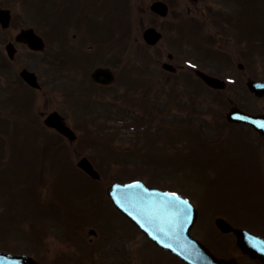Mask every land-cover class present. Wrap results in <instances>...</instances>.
<instances>
[{
  "label": "rangeland",
  "instance_id": "obj_1",
  "mask_svg": "<svg viewBox=\"0 0 264 264\" xmlns=\"http://www.w3.org/2000/svg\"><path fill=\"white\" fill-rule=\"evenodd\" d=\"M25 0H9L13 10L21 11V9H28L30 6H26L24 3ZM29 1V0H26ZM147 0H143L145 2ZM30 2V1H29ZM241 4L244 5L242 12L239 17L236 16V20L242 19L244 29L250 28V35L253 37H258L261 39V44H264V0H240ZM228 6L229 11L234 4L231 2H224ZM24 5V6H23ZM134 15L140 10H138L137 3L133 4ZM238 9V5L236 6ZM234 14H237V10ZM51 15H49V18ZM144 17L138 18L135 16L131 19L130 22L125 28L126 35L122 39L123 45L121 46L124 49V52L121 54L123 63L126 64L127 73L123 74L125 76L126 83L121 84L124 81L121 77L119 82L112 87L111 90L103 92L101 97L102 104L97 106L96 112L92 111V117L95 121V124H92L94 129L103 130L104 134L115 133V142L118 147H127L134 149L137 145H140L144 141V134L146 131L154 129H172L173 127L179 124L183 118V114L180 113L179 107L184 106L185 97L193 96L196 98L197 103V114L201 115L204 112L208 114L201 115V118L194 116L192 118V125L197 129H201L202 132H205L208 129V125L213 122V117L217 114L216 110H222L224 114L225 110L228 108V102L225 98L221 96L218 101H214V93L202 89L200 94H195L194 89H190L189 86L181 83L185 82L183 73L176 76H166L162 73L161 61H166V55L170 51H175L185 53V50L179 45L180 42H176L175 37H171L169 32H167V21H157L156 27L164 31V36L160 42L153 47H145L144 42H142L141 34L142 30L148 26L153 25L154 21L150 19H143ZM239 22V21H238ZM45 29L50 30L52 22L47 21L44 18ZM72 30L65 31L69 38L72 35ZM176 33V31L173 30ZM221 45V44H220ZM261 47V46H260ZM50 49H53L51 47ZM118 50V49H116ZM262 55L253 58V55L250 54L249 57L253 59L254 64L251 66L243 58H240V54L237 52V49L233 48V59L234 63H231V67H223V73L221 74L222 78L226 79L229 82V87L227 93L229 98L234 102H237L238 105L249 112H260L263 111L264 107V97L254 98L249 90H247L245 81L246 78L254 79H263L264 80V53ZM119 53H117L116 58H119ZM249 59V58H248ZM249 59V60H251ZM178 60V59H177ZM183 61V58L181 60ZM180 65V61H175ZM249 65L250 69L244 71L237 70L238 63H244ZM215 67V64L213 65ZM161 69V70H160ZM58 78L53 77V74L50 72L44 82L47 83L45 90L42 94L37 93L36 97L38 101L43 102V100L50 99V102L47 106L42 105L40 108H35L36 114L40 110L45 108H54L55 106L60 109L62 113H69V118L72 123L73 120H76L77 116L75 115L77 109L75 102L68 101L66 98H59L57 96L58 90H52L50 87L55 86ZM139 81L140 83H146V86H150L149 92L144 90V87H140L138 90H133L135 82ZM130 90V94L134 95L133 101H141L144 96H148L150 101L148 105H151L154 108L155 113L157 114L156 122L153 121L151 124H147L142 121V118L139 117L141 114V108L137 110L136 106H127V102L120 98L117 100L115 105H111V100L114 99L117 94H120L125 89ZM132 88V89H131ZM173 88L176 93L180 96V102L175 101L174 103H169L166 90H171ZM90 92L94 91V88L89 89ZM5 94L3 93L0 96V114L2 111L5 114H9L8 110L11 108L5 99ZM16 99L22 101L25 106L31 105L30 96H24L21 92L14 93ZM142 96V97H141ZM144 100V99H143ZM105 103V105H103ZM176 103H179L176 104ZM37 116V115H36ZM204 117V118H203ZM75 124V123H74ZM4 124H0V127ZM91 125V124H90ZM26 128L23 132L29 131L32 134H35L34 140H40L38 133L32 130L31 124L22 125L19 129ZM77 125H73V128H76ZM9 129L15 132L14 126H10ZM162 129V130H163ZM227 127L226 132H227ZM230 129V128H229ZM78 134H83L84 131L81 128H76ZM231 130V129H230ZM183 131H179V134H183ZM232 131V130H231ZM228 131V134L231 133ZM225 132V133H226ZM249 133H251L249 131ZM252 134V133H251ZM3 137V139H2ZM82 136H79V138ZM230 141L231 143L233 142ZM256 143L260 140H257L254 135ZM2 139V140H1ZM23 136L19 133L13 136V133L9 131H1L0 133V144L2 143H12V142H21ZM174 141L181 138L175 136ZM68 144V142L66 141ZM89 141H77L70 147V152L72 153L71 160L73 166L68 164L62 167L64 172H59L57 169L53 170L50 166V160L46 158V163L44 166V183L41 179L38 178L37 184L40 189V196L44 201L47 199L52 200L53 212L55 214L65 216L66 222L64 227L69 225L72 229L80 227L77 230H73V233L78 232V235L72 238V242H77L80 238L85 240L86 244H89V238L94 236H87V230L91 227H98L101 231L102 239L99 242V247L106 244L108 239L112 240V244L115 241H119L120 246L123 249H126V256L129 258L130 264H182L177 261L172 255L166 254L159 250L154 244H151L147 238L141 234L129 221L119 214L113 207L108 203L103 197L102 189L100 186L87 185V183H82L85 180L81 179V174H78L74 171L76 167L77 159L86 155H96V152L91 148V143ZM237 143V141H236ZM178 147L181 146V143L177 144ZM262 145V144H261ZM69 146V145H68ZM261 154H263L264 160V146H261ZM15 149H19L18 146L14 148L5 149L2 151L0 149V154L3 152L6 157L0 158V210L4 208V205L8 202L13 203V208L21 207L25 210H20L15 213L10 212V208L7 212L11 215H0V249L10 250L7 245L3 244L2 238H5L9 234V226H13L14 222L18 217H25V222L32 218L34 221V229L30 231L31 234L38 233L40 230L45 229L47 231L45 235V243L38 248L37 254L41 255L50 253L51 257H55L56 254L64 252H76V256L79 255V249L74 248V244L68 245V241H64L62 238L66 234V230L63 227L56 226L52 220L56 219L53 215H48L46 221L40 220L39 209L34 207L29 202V197H22L21 194L16 193L20 190L25 183L31 181L33 176L38 174V167L41 166L40 157H36L30 163L23 162L21 155L15 152ZM205 150L199 151L195 158L189 159V157H182L180 154L174 153L170 155L166 149L164 156L169 160L171 157L173 161L169 162V165H174L175 168L170 170L166 174H174L177 176L174 180V189L181 191L183 197H187L191 200L196 206H199L200 214L198 222L195 225V228H192L190 231L192 235L204 242L208 247H210L213 252L216 253L219 257L221 256H231L234 255L239 258L244 264H256V261H251L248 257L241 254L238 251L234 237L232 235H226L217 231L214 218L223 216L226 220L231 222L236 227H243L246 229L252 230L253 232L264 237V170L260 169V165H257V160L252 157H246L240 161L238 165L233 163V159L229 155H213L209 150L202 154ZM201 154V155H200ZM1 156V155H0ZM160 156V154H159ZM193 156V157H195ZM96 158V157H95ZM153 158V156H152ZM151 158V159H152ZM195 160V163H193ZM97 163L99 162L96 158ZM50 163V164H49ZM264 165V164H263ZM159 162L158 165H154L153 169L156 168L160 172ZM254 168V169H253ZM252 169V170H251ZM113 171L108 172L112 174ZM158 172V173H159ZM73 175V178L70 174ZM183 173V174H182ZM168 178V177H167ZM80 179V180H79ZM109 177H103L101 186L103 187V192L105 187L110 184ZM169 180V179H167ZM259 195V196H258ZM5 196V197H4ZM8 199L3 205L4 201ZM42 200L40 197H36V205L38 207L42 205ZM17 208V209H18ZM28 211H27V210ZM5 210V209H4ZM36 213L37 215H32ZM46 219V218H45ZM7 221V222H6ZM19 223V222H18ZM17 223V224H18ZM27 226V225H26ZM25 228V225H24ZM59 229V230H58ZM61 229V230H60ZM19 236V235H18ZM20 239V237H18ZM28 241V240H27ZM15 245L18 247H26L27 244L24 242L15 240ZM84 243V242H83ZM94 245L96 242H93ZM37 245V246H38ZM68 246H72L71 251L68 249ZM94 247V246H93ZM60 248L63 250L58 251ZM104 249V248H103ZM101 249V251L103 250ZM96 250V249H95ZM101 251L96 250L95 255L100 257ZM87 255V254H86ZM85 255V256H86ZM105 263L111 264V258H106Z\"/></svg>",
  "mask_w": 264,
  "mask_h": 264
},
{
  "label": "water",
  "instance_id": "obj_2",
  "mask_svg": "<svg viewBox=\"0 0 264 264\" xmlns=\"http://www.w3.org/2000/svg\"><path fill=\"white\" fill-rule=\"evenodd\" d=\"M157 5L159 4L157 3ZM164 13L162 12V14ZM159 36L160 33L153 28H147L144 32L145 40L150 43L156 42ZM95 74L98 76L100 72L96 71ZM203 77L212 87H224L221 81L204 75ZM248 85L255 95L264 94V84L250 81ZM230 117L233 120L249 121L254 125H260L258 117L245 115L236 107L231 111ZM45 121L58 131L68 135L69 138H74L71 130L64 126L56 113L50 115ZM258 128L264 133L261 126ZM78 165L94 178L99 177L91 163L85 158H82ZM107 193L117 208L127 214L155 243L169 249L187 262L192 264H238L233 258L229 260L217 259L201 242H197L190 236L188 230L195 222L196 210L177 196L150 189L139 182L126 185L113 184ZM217 225L222 231L233 230L240 248L251 257H258L264 264V239L262 240L246 230L235 229L221 218L217 219ZM0 264H37V262L29 256H14L0 251Z\"/></svg>",
  "mask_w": 264,
  "mask_h": 264
},
{
  "label": "flooded vegetation",
  "instance_id": "obj_3",
  "mask_svg": "<svg viewBox=\"0 0 264 264\" xmlns=\"http://www.w3.org/2000/svg\"><path fill=\"white\" fill-rule=\"evenodd\" d=\"M154 1V0H152ZM168 4L170 8L167 17L161 18L159 15H153L154 19H178V18H191L199 16H210L215 12L217 6L214 5V0H190L191 5L186 4L187 0H163ZM69 11V18L67 24L70 27L82 28L89 26V24L96 22L100 24L116 23L118 24L122 20L119 7L121 6V0H66ZM4 8V5L0 2V11ZM58 7L54 10L58 12ZM42 19H35L34 23L30 22L27 16L15 17L14 15L10 19L7 26H3L0 21V77L3 80H11L16 77V73L23 68L33 70L37 75L39 72H44L48 67V56L44 51L39 52L29 49L25 44L19 42L15 43L16 50L11 56L7 50L6 45L9 42H14L16 34L23 28L33 27L35 32H40L43 27ZM76 34H73V38L76 39ZM30 56L35 57L34 61L30 60ZM57 56V62L59 67L65 69L68 64H74L72 69L80 71L85 65V60L79 58V55L73 57V60L65 59L61 55ZM24 59L20 65H17L18 61Z\"/></svg>",
  "mask_w": 264,
  "mask_h": 264
},
{
  "label": "snow or ice",
  "instance_id": "obj_4",
  "mask_svg": "<svg viewBox=\"0 0 264 264\" xmlns=\"http://www.w3.org/2000/svg\"><path fill=\"white\" fill-rule=\"evenodd\" d=\"M184 203H187V201H184Z\"/></svg>",
  "mask_w": 264,
  "mask_h": 264
}]
</instances>
